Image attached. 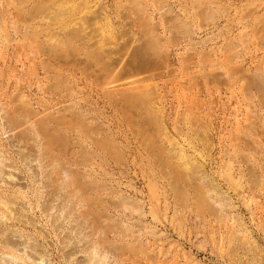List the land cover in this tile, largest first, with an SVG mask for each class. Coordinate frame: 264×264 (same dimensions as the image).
I'll return each instance as SVG.
<instances>
[{
    "label": "rangeland",
    "instance_id": "374dc122",
    "mask_svg": "<svg viewBox=\"0 0 264 264\" xmlns=\"http://www.w3.org/2000/svg\"><path fill=\"white\" fill-rule=\"evenodd\" d=\"M0 264H264V0H0Z\"/></svg>",
    "mask_w": 264,
    "mask_h": 264
},
{
    "label": "bare ground",
    "instance_id": "6f19581e",
    "mask_svg": "<svg viewBox=\"0 0 264 264\" xmlns=\"http://www.w3.org/2000/svg\"><path fill=\"white\" fill-rule=\"evenodd\" d=\"M0 263H2V262H0ZM6 264V263H5Z\"/></svg>",
    "mask_w": 264,
    "mask_h": 264
}]
</instances>
